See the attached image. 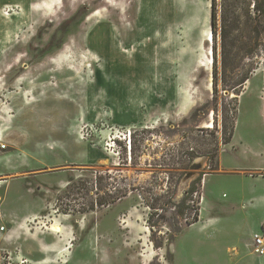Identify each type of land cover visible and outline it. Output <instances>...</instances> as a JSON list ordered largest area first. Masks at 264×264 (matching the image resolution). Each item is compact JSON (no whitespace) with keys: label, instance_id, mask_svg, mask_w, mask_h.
<instances>
[{"label":"rangeland","instance_id":"obj_1","mask_svg":"<svg viewBox=\"0 0 264 264\" xmlns=\"http://www.w3.org/2000/svg\"><path fill=\"white\" fill-rule=\"evenodd\" d=\"M248 9L225 12L222 53L212 0H0V264H220L214 248L259 226L264 51H245Z\"/></svg>","mask_w":264,"mask_h":264},{"label":"trees","instance_id":"obj_2","mask_svg":"<svg viewBox=\"0 0 264 264\" xmlns=\"http://www.w3.org/2000/svg\"><path fill=\"white\" fill-rule=\"evenodd\" d=\"M219 0H212V33L213 37L215 39L221 38V49L222 53L227 52V38L230 35V30H227V27L229 26L228 21L230 20L228 17H230L231 14H233L232 21L240 22V19H242L239 11L242 7L243 4H248V11L246 15L247 19V24H251L252 26V31L256 33L257 39L255 40V45L251 46L250 48H246L245 51H257V50H263L264 51V0H252L253 4V9L250 10L251 2L250 0H220V3L218 2ZM221 8L223 12V25H222V31L219 32V9ZM230 9V11L228 10ZM225 12H229L230 15L225 16ZM228 18V20H227ZM251 22V23H250ZM242 47V46H241ZM249 49V50H248ZM257 49V50H256ZM249 53V52H246ZM213 54H214V60H213V87H214V97H216L219 93L218 87H219V72H218V66H217V46L216 43L213 46ZM250 78V73L246 74L242 79H240L236 85L237 86H243L244 83ZM238 88H236L237 90ZM237 94H240L239 91ZM230 140H228L226 143H229ZM202 180L203 178H200L198 183H201L202 186ZM196 191H198L195 188H192L187 191V197L189 194H193ZM126 194L122 196H114L111 198L108 202L113 203L125 196ZM105 202H103L104 204ZM199 208H197L196 215L193 217L192 220H189L186 218L188 224L195 223L199 220ZM184 213V212H183ZM181 228L178 229L180 231Z\"/></svg>","mask_w":264,"mask_h":264},{"label":"crops","instance_id":"obj_3","mask_svg":"<svg viewBox=\"0 0 264 264\" xmlns=\"http://www.w3.org/2000/svg\"><path fill=\"white\" fill-rule=\"evenodd\" d=\"M258 169H264L263 166H257ZM257 180L263 179L264 177L260 176H249V178H256ZM6 181V180H3ZM257 199V200H256ZM251 203L255 204L256 207L264 208V199L262 200L256 196L251 197ZM204 204V200H202ZM203 211V210H202ZM204 218L202 217V212L200 213L199 220L195 223L188 224L193 225L196 223H199L200 221H203ZM264 223V213H263V220L261 223L256 226H250L244 228L243 233H240V237L236 239L234 244H226V247L223 248V252L225 256H222V250L221 247L214 248L216 251L212 254L213 258L215 260H220V264H264V254L259 255L254 252L253 250V235L256 232H259L262 228V224ZM240 230H238L239 232ZM219 250V251H218ZM221 253V254H219Z\"/></svg>","mask_w":264,"mask_h":264},{"label":"built area","instance_id":"obj_4","mask_svg":"<svg viewBox=\"0 0 264 264\" xmlns=\"http://www.w3.org/2000/svg\"><path fill=\"white\" fill-rule=\"evenodd\" d=\"M253 250L259 255L264 254V223L261 230L253 235Z\"/></svg>","mask_w":264,"mask_h":264},{"label":"water","instance_id":"obj_5","mask_svg":"<svg viewBox=\"0 0 264 264\" xmlns=\"http://www.w3.org/2000/svg\"><path fill=\"white\" fill-rule=\"evenodd\" d=\"M199 168H201V165L199 164H193L191 166L190 171L186 173V176L183 181V185H186L189 180H192V178L196 175V172Z\"/></svg>","mask_w":264,"mask_h":264},{"label":"bare ground","instance_id":"obj_6","mask_svg":"<svg viewBox=\"0 0 264 264\" xmlns=\"http://www.w3.org/2000/svg\"><path fill=\"white\" fill-rule=\"evenodd\" d=\"M205 34H207L208 39H212V38H213V33H212V31L205 32ZM202 162H203V160H201V161H197L196 163L199 164V165H201ZM1 182H2V181H1ZM1 182H0V183H1ZM60 229H61V227H57V230H58V231H59Z\"/></svg>","mask_w":264,"mask_h":264}]
</instances>
